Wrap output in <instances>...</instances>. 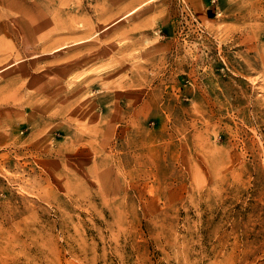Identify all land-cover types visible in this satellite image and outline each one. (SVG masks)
<instances>
[{"label":"rangeland","instance_id":"374dc122","mask_svg":"<svg viewBox=\"0 0 264 264\" xmlns=\"http://www.w3.org/2000/svg\"><path fill=\"white\" fill-rule=\"evenodd\" d=\"M0 264H264V0H0Z\"/></svg>","mask_w":264,"mask_h":264},{"label":"bare ground","instance_id":"6f19581e","mask_svg":"<svg viewBox=\"0 0 264 264\" xmlns=\"http://www.w3.org/2000/svg\"><path fill=\"white\" fill-rule=\"evenodd\" d=\"M2 1H3V0H2ZM6 1H7V0H6ZM137 8H138V7H133L132 9H129V8H128L129 10L127 9L128 12H127V11H126V12H127V14H130L131 12L135 11ZM36 12H37V11H36ZM124 13H125V12H124ZM124 13H123V14H124ZM123 14H122V15H123ZM118 15H119V14H118ZM73 16H74V15H73ZM75 16H76V15H75ZM75 16H74V17H75ZM127 16H128V15H127ZM121 17H122V16H119L117 19L119 20ZM113 18H114V17H113ZM110 19H111V18H110ZM75 20H76V19H75ZM77 22H78V21H77ZM79 22L82 23V21H79ZM83 22H84V21H83ZM85 23H86V22H84V25H85ZM87 24H88V23H87ZM73 25H74V24H73ZM132 25H133V24H132ZM86 27H87V26H86ZM108 27H109V24L106 25V28H108ZM131 27H132V26H131ZM81 28H83V27H81ZM89 28H90V26H89ZM128 28H129V27H128ZM91 29H92V28H91ZM104 29H105V28H104ZM134 29H136V28H134ZM134 29H132V31H133ZM86 30H88V28H87ZM82 31H83V30H82ZM123 31H124V30H123ZM85 33H86V32H85ZM122 33H123V32H122ZM125 33H126V32H125ZM125 33H124V34H125ZM83 34H84V33H83ZM126 34H127V33H126ZM87 35H89V31H88V34H87ZM77 36H78V35H77ZM84 36H85V34H84ZM92 36H93V35H92ZM121 36H122V35H121ZM80 37H81V36H80ZM75 38H76V36H75ZM75 38H70V39H75ZM78 38H79V37H78ZM90 38H91V37H90ZM90 38H88V39H90ZM79 40H80V38H79ZM54 47H55V46H54ZM50 50H51V49H50ZM86 50H87V48H86ZM92 50H93V49H92ZM92 50H91L90 52H93ZM108 52H110V51L108 50ZM73 56H74V55H73ZM71 58H72V57H71ZM71 58H70V59H71ZM67 59H68V58H67ZM70 59H69V61H70ZM88 60H89V59H88ZM88 60H87V61H88ZM11 61H13V59H12ZM84 61H85V60H84ZM56 62H57V61H56ZM58 62H59V61H58ZM58 62H57V63H58ZM65 62H66V60H65ZM6 65H7V63H6ZM47 66H48V65H47ZM53 66H54V65H53ZM51 67H52V66H51ZM4 68H5V67H4ZM2 69H3V68H2ZM120 69H121V68H120ZM80 76H82V75H80ZM81 78H82V77H81ZM84 78H85V77H84ZM103 78H104V77H103ZM100 80H101V79H100ZM118 84H119V83H118ZM120 86H121V84H120ZM120 88H121V87H120ZM134 96H135V95H134ZM131 98H132V97H131ZM129 100H130V99H129ZM75 112H76V110H75ZM82 112H83V111H82ZM73 114H74V113H73ZM130 124H131V123H130Z\"/></svg>","mask_w":264,"mask_h":264}]
</instances>
